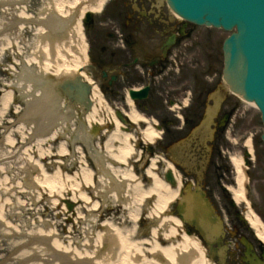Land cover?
<instances>
[{
	"label": "bare ground",
	"instance_id": "bare-ground-1",
	"mask_svg": "<svg viewBox=\"0 0 264 264\" xmlns=\"http://www.w3.org/2000/svg\"><path fill=\"white\" fill-rule=\"evenodd\" d=\"M84 1L55 0L49 12L39 16L41 23L37 24V29L40 30L42 38L39 53L34 55L30 62H24L26 67L19 76L24 82L13 84V89L16 87L24 100L25 107L20 118L23 120V126L28 128L27 142L31 143L33 154L28 148L29 157L21 158L22 164L19 167L23 168L19 173L22 175V181L7 188L11 191L12 188L20 187L18 192L23 196L30 195L32 203L28 207L24 205L26 200L20 199L26 212L34 210L36 204L43 199L53 198L55 204L62 202V209L67 217L77 213L74 223H85L83 241L80 242V239L74 237L72 230L66 236V246L65 240L53 237L52 228L23 232L19 226H14L10 219L5 218L4 208L5 204H9V200L0 205V226L4 225L0 233L21 236L14 241L21 244L14 259L19 262L26 259L22 264H216L208 257L207 248L198 233L189 234L184 224L193 214L192 204L184 206L182 217L171 208L177 198H182V202L192 203L190 193L179 195L182 182L174 165L170 161L166 162V168L172 170L175 176V186L165 181L156 171L155 157L146 168L145 174L138 176L136 165L132 163L136 152V136L127 131L128 127L113 108H110L111 115L101 112L97 105L101 104L104 98L98 90L95 89L91 93L92 107L87 111L82 104L76 105L67 96L64 99L62 93L55 89L65 77L75 73L90 82L89 76L82 71L86 59H83L81 54L78 55L73 45L74 37L66 36V30L74 21L78 33L84 38V14L88 11L100 12L107 0H98L93 5L80 7ZM1 10L6 16L0 21V40H5L9 47L14 45L13 36H19L21 30L29 26L26 20L32 16L24 10L8 16L7 13L12 8L5 5ZM80 49L85 53L86 43L80 46ZM28 63L31 66L39 65L41 71L47 73L46 76L37 73L35 68H28ZM13 89L3 94V108L10 107L14 97L16 98ZM127 102L133 108L134 103L130 98H127ZM245 102L255 106L254 102ZM19 111L21 110L17 109L15 113ZM127 116L133 123H148L147 117L134 108ZM75 122L77 126L74 125ZM91 127L96 130L104 128V150L99 149L101 143L94 141L95 134ZM140 132L148 142H154L159 137V132L151 125L141 127ZM13 140L11 135H7L5 144L12 145ZM58 141L62 142L56 147ZM74 141L83 143L77 144L75 148L81 154L78 165L65 163L64 160L76 153ZM246 145L251 149L250 140L246 141ZM38 148L41 152L36 157ZM45 159H48V163H43ZM231 160L236 169L237 186L232 189L234 198L236 202L244 200L249 203L246 219L257 229L258 237L264 242L263 222L253 210L246 193L244 160L241 156H234ZM2 169L3 166H0V172H3ZM146 177L150 184L144 188L143 179ZM5 178L7 183L11 182L7 174ZM66 192H71V196H65ZM35 193L38 194L37 199H34ZM121 200L127 201L134 224L139 219L138 214L132 211L134 202L149 205L152 200L147 208V229L144 230L141 226L132 227L130 215L122 214L121 217L102 219L101 210L105 204L107 212H115L120 205L114 202ZM69 201L76 207L69 208ZM11 216H14V213ZM70 226L75 227L72 223Z\"/></svg>",
	"mask_w": 264,
	"mask_h": 264
},
{
	"label": "flooded vegetation",
	"instance_id": "flooded-vegetation-1",
	"mask_svg": "<svg viewBox=\"0 0 264 264\" xmlns=\"http://www.w3.org/2000/svg\"><path fill=\"white\" fill-rule=\"evenodd\" d=\"M165 5V0H109L101 14L90 15L88 72L98 88L118 102L127 91L148 86L147 98L137 105L158 117L155 124L163 135L157 146L175 162L186 184H200L208 196L223 193L233 170L220 151L226 153L222 148L229 126L234 131L241 122L230 123L238 105L229 94L216 91L221 77L216 78L205 55L194 50L193 31L168 18ZM191 67L193 91L188 93L185 84L172 91L174 71L181 78ZM175 100L182 103L178 109L170 106ZM223 199L236 213L230 200ZM229 225L234 236L224 241L227 264H264V245L247 225L239 219Z\"/></svg>",
	"mask_w": 264,
	"mask_h": 264
},
{
	"label": "rangeland",
	"instance_id": "rangeland-1",
	"mask_svg": "<svg viewBox=\"0 0 264 264\" xmlns=\"http://www.w3.org/2000/svg\"><path fill=\"white\" fill-rule=\"evenodd\" d=\"M53 1L55 0H0V21H3L4 17L6 16V13H4L3 10H1V7L3 5L8 6L12 8V10H9L7 15L9 16L11 13H17L20 10H24L26 13L32 16V19H38L39 16H41L43 13L49 12L51 9V6L53 5ZM86 6V5H80V7ZM53 7V6H52ZM166 15L168 18H171L172 12L169 10L167 5L165 6ZM98 14V13H95ZM78 15V14H77ZM77 15L75 17H77ZM29 26L24 27L19 36H13L14 45L11 44V46L8 47L6 45L5 40H0V166H3V172H0V205L5 200H9V204H5L4 208V214L6 215V219H10L14 226H19L23 232H29L33 230L32 232H35L34 230L37 229H50L52 228V231H54V236L56 238H59L61 241H66V236L69 235V231L72 230L71 233L74 237L80 239V242L83 241V226L85 223L77 222L74 223L75 217L77 213H74L70 218L66 216L65 212L63 211L62 207H64V204L62 202H59L58 204L54 203L53 198L52 199H43L40 203L36 204L35 209L31 210L30 212L24 211V205L28 207L31 205V200L29 199L28 194L23 196L20 192V187L12 188L13 190L9 191L7 189L8 187H12L13 185L19 184L20 180L22 179V175L19 174L23 168H19L22 164L21 161L25 158H28V148L29 151L33 154V148L30 146L31 143L27 142V126H23L22 119L20 118L23 110H24V103L23 99L21 98V92L13 89V84L17 83L18 81H21L19 76L20 73L23 72L25 69V63L24 62H30L34 55L37 56L40 50V41L42 40L40 30L37 29V25L33 24H27ZM83 31L85 34L84 38H81L80 33H78V29L76 28L74 22H72L68 26V30L66 31V36L74 37V48L79 53H82V58H85V53L81 51L80 46L84 45L85 41L90 45V36L85 31V25L83 24ZM188 27L191 31L194 32V45L195 50L197 52L208 54L209 60L204 58L205 63L212 64V67L214 71L217 73L216 78H219V73L221 75V68L223 67V51H222V42L223 40L230 34V31L223 30L221 28H215V27H209V26H199L193 23H189ZM72 35V36H71ZM79 41V44H78ZM202 55V54H201ZM211 55L214 57V61L211 60ZM28 60V61H27ZM88 62V60L86 61ZM27 65V64H26ZM214 65V66H213ZM28 68H35L36 72L39 74H42L46 76L45 71H41V67L36 64H33L32 66L30 63H28ZM45 72V73H44ZM24 82V81H21ZM179 81L174 80V83H178ZM221 84V83H220ZM12 85V86H10ZM175 86V85H174ZM221 87V86H220ZM9 89H13V93L16 95V98L14 97L13 103L10 107L3 108L2 106V97L3 94L8 91ZM225 92L222 87V92ZM233 97V96H232ZM234 98V97H233ZM235 99V98H234ZM233 99V100H234ZM238 100V99H237ZM239 101V100H238ZM121 106V105H127L126 102H116L113 103L112 101L108 100L107 103L104 101L101 102V104L97 105L101 112L104 111L107 115H111L110 107L114 108L115 106ZM20 106V107H19ZM21 110L18 113H15V110ZM140 110V109H139ZM141 114H144L143 110H140ZM147 116H151V114H145ZM235 120H241L239 122L238 126L236 128V133L243 132L244 137L240 140H246L251 137L252 141V152L254 153L252 155V160L249 161V164H247L246 167V187H247V197L248 200L255 209V211L260 214L264 221V142L261 139V134L263 131V123L261 120V113L259 109H257L255 106H251L247 104L246 102H243L242 107L240 108V111L238 110L235 116ZM145 124V123H144ZM75 126H77V123H74ZM111 127V123H109ZM150 125V123H148ZM133 127H137L136 130L130 129L129 131L133 132L136 136L135 141V148L136 152L133 155L132 163L136 165V173L138 176H141L142 174H145L146 168L151 165L152 158L155 157L157 160V166L156 171L162 176L164 173L166 162L163 160V157L165 155L157 148L154 147V145H150L145 138L140 139L141 136H143L141 133H139V128L137 124H133ZM140 127H143V123H139ZM104 128L102 127V130H95L92 132L95 134L94 141L96 143H101V146L99 147L100 150H104L103 143L105 140L104 135H102V132ZM113 129V127L111 128ZM75 134V133H74ZM160 134V133H159ZM7 135H11L14 140L13 144H5V138ZM239 134H233V138H237L238 140ZM30 136V134H29ZM103 137V139L101 138ZM234 140V139H233ZM234 140L233 142L237 141ZM35 141V140H34ZM62 141L56 142V147L59 146V143ZM33 143V142H32ZM77 144H83L82 141H74L75 147H77ZM148 147H151L152 150H148ZM236 147V146H235ZM37 148V146H36ZM47 148V146H45ZM44 151V150H43ZM231 155L232 156H239L240 155V149L236 148H230ZM41 152V149L38 148V151L36 152V157L39 156V153ZM88 152V151H87ZM35 156V155H33ZM81 154L76 151L75 154L68 156L67 160L64 158L65 163L68 164L72 162V164L78 165V161L80 159ZM48 163V159H45L43 163ZM233 169V167L231 166ZM7 172H4L6 171ZM234 170V169H233ZM6 174L10 177L9 181L10 183H7L5 180ZM233 175H235V170L233 171ZM231 181L235 187L234 180L232 179V175L230 174ZM22 181V180H21ZM226 182H229L226 180ZM148 178L146 177L143 179V187L146 188L149 185ZM71 196V192H66L67 197ZM38 194L35 193L34 199H37ZM220 194L216 192L215 198L217 199V203H221V200L219 199ZM9 198V199H6ZM23 198L26 200L24 205H21L20 199ZM39 199V198H38ZM112 199V198H110ZM127 202V201H126ZM126 202L121 201H115L114 204H119L120 208L115 212H107L106 206L101 210L102 212V219L105 220L106 218H114V217H121L122 214H125L126 216L130 215V224L133 227H139L141 226L142 229H147L148 224L147 222V208L151 205H146L145 203L138 204L137 202H134V206L132 208V211H134V214H138L139 216L138 222L134 224V217L131 216L130 209L127 208L128 204ZM239 204L241 207H244V205L247 204L244 200H239ZM71 203V201H70ZM73 204V203H72ZM174 205V204H173ZM171 206L172 210H174V206ZM223 205V203L221 204ZM224 206V205H223ZM75 208L76 206L73 205ZM124 208H126V212H124ZM46 209V210H45ZM246 209H243L244 211ZM19 212V213H18ZM124 212V213H123ZM8 213V214H7ZM14 213V216H11ZM111 213V214H110ZM218 214L219 210H218ZM20 215V217H19ZM95 219V217H94ZM101 219V220H102ZM261 219V218H260ZM43 220L44 224H43ZM102 220V221H103ZM38 221V223L36 222ZM48 223V224H45ZM74 224V228H71L70 224ZM28 224V226H26ZM4 225L0 226V229H3ZM189 228V227H188ZM1 231V230H0ZM21 236L11 234V236H8L6 234L0 233V264H19V260H15L14 256L16 252L18 251V248L21 247V244L14 243V241H17L20 239ZM68 244V242H65V246ZM21 249V248H20ZM24 260V259H23ZM212 261V260H211Z\"/></svg>",
	"mask_w": 264,
	"mask_h": 264
},
{
	"label": "water",
	"instance_id": "water-1",
	"mask_svg": "<svg viewBox=\"0 0 264 264\" xmlns=\"http://www.w3.org/2000/svg\"><path fill=\"white\" fill-rule=\"evenodd\" d=\"M168 3L180 16L197 24L226 30L236 27L223 44L224 78L234 92L256 102L264 122V0H168ZM58 86L71 100L90 107V86L79 76L64 79ZM167 177L172 179L170 174Z\"/></svg>",
	"mask_w": 264,
	"mask_h": 264
}]
</instances>
